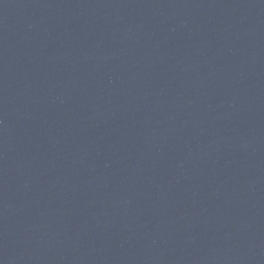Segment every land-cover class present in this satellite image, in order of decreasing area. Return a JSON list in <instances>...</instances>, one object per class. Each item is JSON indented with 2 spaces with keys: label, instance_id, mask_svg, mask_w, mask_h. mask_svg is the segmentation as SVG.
I'll use <instances>...</instances> for the list:
<instances>
[{
  "label": "water",
  "instance_id": "1",
  "mask_svg": "<svg viewBox=\"0 0 264 264\" xmlns=\"http://www.w3.org/2000/svg\"><path fill=\"white\" fill-rule=\"evenodd\" d=\"M0 264H264V0H0Z\"/></svg>",
  "mask_w": 264,
  "mask_h": 264
}]
</instances>
